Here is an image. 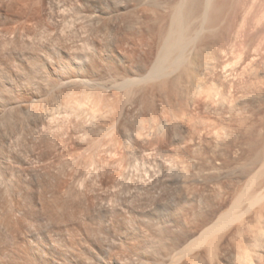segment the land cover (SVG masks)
Instances as JSON below:
<instances>
[{"label":"rangeland","instance_id":"1","mask_svg":"<svg viewBox=\"0 0 264 264\" xmlns=\"http://www.w3.org/2000/svg\"><path fill=\"white\" fill-rule=\"evenodd\" d=\"M181 1L0 0V264H160L244 188L264 192V0ZM175 36L198 72L114 84L146 75ZM263 205L217 234L214 262L239 264L246 245L244 264H264ZM199 248L176 264H210Z\"/></svg>","mask_w":264,"mask_h":264},{"label":"bare ground","instance_id":"2","mask_svg":"<svg viewBox=\"0 0 264 264\" xmlns=\"http://www.w3.org/2000/svg\"><path fill=\"white\" fill-rule=\"evenodd\" d=\"M139 1V0H138ZM142 1V0H141ZM181 0H179V2H180ZM182 1H184V0H182ZM182 1H181V3H182ZM208 1V0H207ZM207 1H206V3H207ZM190 2V1H189ZM188 2V3H189ZM194 2H196V0L194 1ZM198 2V1H197ZM202 2V1H201ZM200 2V4H202ZM211 2V1H210ZM178 3V2H177ZM205 3V2H204ZM165 4H167V3H165ZM176 4V3H175ZM185 4V3H184ZM195 4V3H194ZM196 5V4H195ZM202 5H205V4H202ZM207 5V4H206ZM172 6V5H171ZM189 6V5H188ZM191 6V5H190ZM198 6H199V2H198ZM175 7V6H174ZM178 7H183L182 6V4H181V6H179V3H178ZM177 7V10L178 9H181V8H178ZM185 7V6H184ZM205 7H207V9H208V6H205ZM99 8V7H98ZM173 8V7H172ZM189 8V7H188ZM191 9H192V7H190ZM166 9V8H165ZM184 10H185V8H183ZM190 9V10H191ZM197 9H199V7H197ZM200 9H202V8H200ZM204 9H206V8H204ZM182 10V9H181ZM188 11L187 9H186V11H188L189 13H191V11ZM193 10H194V8H193ZM192 10V11H193ZM176 11V10H175ZM205 11H207V10H205ZM205 11L203 12V13H201V14H203L204 16H205ZM173 12V11H172ZM185 11H183V12H181L180 11V14L181 13H184ZM199 12H201V11H199ZM199 12H198V14H199ZM174 13H176V12H174ZM174 13H173V15H174ZM178 13V12H177ZM177 13H176V15H177ZM186 13V12H185ZM189 13H186V15L187 14H189ZM194 13H196L197 14V12H195L194 11ZM171 14V13H170ZM193 14V13H192ZM183 15V14H182ZM200 15V14H199ZM175 16V15H174ZM189 16V15H188ZM187 16V17H188ZM190 16H191V14H190ZM202 16V15H201ZM204 16H202V17H204ZM90 17V16H89ZM94 17V16H93ZM92 17V18H93ZM181 17H183V16H181ZM186 17V16H185ZM202 17H200L199 16V18H202ZM95 18V17H94ZM93 18V19H94ZM178 18H179V16H178ZM197 18V17H196ZM205 18V17H204ZM37 19V18H36ZM172 19V18H171ZM175 19H177L176 18V16H175V18L173 17V20H172V22L175 20ZM186 19V21L188 20V19H190V18H185ZM184 19V17H183V23L185 24V22L186 21H184L185 20ZM192 19H194V18H192ZM191 19V20H192ZM196 20V19H195ZM89 21H90V19H89ZM92 21V20H91ZM177 21V20H176ZM17 22V21H16ZM65 22V21H64ZM194 22H196V21H194ZM68 23V22H67ZM171 23V22H170ZM177 23H179V21H177ZM176 22H174L173 23V25L174 24H177ZM193 23V22H192ZM179 24H181L182 25V21H181V23H179ZM180 25V26H181ZM186 25V24H185ZM188 25V24H187ZM187 25H186V27H187ZM197 25V24H196ZM172 26V25H171ZM178 24H177V26H174V27H178V28H176V31H177V29H179V27H180ZM20 27V26H19ZM173 27V26H172ZM183 27V26H182ZM182 27H180L181 28V30H182ZM170 28V27H169ZM16 28L14 27V30H15ZM24 29V28H23ZM175 29V28H174ZM184 29V28H183ZM196 29V28H195ZM12 30V29H11ZM170 30V29H169ZM180 30V29H179ZM178 30V31H179ZM185 30H186V28H185ZM192 31H193V29H191ZM197 30V29H196ZM199 30V29H198ZM197 30V32H200V31H198ZM203 29H201V33L203 32L202 31ZM6 31V30H5ZM8 31V30H7ZM6 31V32H7ZM172 31V30H171ZM177 31V32H178ZM10 32V31H9ZM8 32V33H9ZM173 32V31H172ZM194 32V31H193ZM196 32V31H195ZM181 33V35H182V32H180ZM183 33H184V31H183ZM188 33V32H187ZM187 33H184L185 35L184 36H186L187 35ZM192 33V32H191ZM13 34V33H12ZM16 34V33H15ZM15 34H13V35H15ZM173 34V33H172ZM193 34V33H192ZM169 35V34H168ZM175 35H176V32H175ZM180 35V34H179ZM181 35L179 36V37H181ZM190 35V33L187 35V36H189ZM197 35V34H196ZM195 34H194V36L196 37V38H198L197 36H196ZM183 36V37H184ZM13 37V36H12ZM179 37H177L176 38V36H175V40L173 39V41H176V46H177V44H178V42H179ZM192 37H193V35H192ZM169 37H167V39H168ZM172 38V37H171ZM174 38V37H173ZM185 38H186V40H189L190 41V43L192 42L190 39H191V36H190V38L189 39H187V37H184V39L183 38H180V39H182V40H180V41H184L185 40ZM200 38V37H199ZM185 40V41H186ZM166 41V40H165ZM164 41V42H165ZM168 42H166L165 44L167 45V48H165V50H164V47L162 48V47H160V49H163L162 51V53L160 52L161 50H159V54H158V56L156 55V63H155V65H154V67L153 68H151L148 72H147V74L146 75H142L141 77H137V78H131V76H130V79H123V81L121 82V83H117V82H113L116 86L118 85L119 87H120V90H122L121 88L122 87H124V86H134V85H137V84H139L140 85V83L142 82H146V84L148 83L147 82V80L148 79H150V78H157L158 79V77L160 78V80H161V78H162V75L164 76V74H166V73H175V72H177V70H178V67H180L181 65H183V67L185 68V69H187V71L190 69V72H191V70L192 69H195V71H197L196 70V66H198L197 64V60L193 57V50H192V46L189 48L188 46H186V47H182V46H180L179 47V44L181 45V43H179L178 44V47H176V49H174V48H172V46H171V44H172V42L171 41H169V40H167ZM184 41V42H185ZM194 41H195V38H194ZM199 41V40H198ZM171 42V43H170ZM196 42H197V39H196ZM175 43V42H174ZM186 43V42H185ZM194 43V42H193ZM192 44V43H191ZM172 45H174V44H172ZM188 45L190 46V44L188 43ZM175 46V45H174ZM158 47V46H157ZM194 47V46H193ZM152 50V49H151ZM156 50H157V48H156ZM155 52V51H154ZM157 52V51H156ZM200 53V52H199ZM196 55V54H195ZM194 55V56H195ZM149 56H151V55H149ZM88 57V56H87ZM90 57V56H89ZM47 58V57H46ZM90 58H92V57H90ZM33 59H34V57H33ZM74 59V58H73ZM35 60V59H34ZM46 60V59H45ZM91 60V59H90ZM196 60V61H195ZM36 61V60H35ZM38 61H39V59H38ZM50 61V60H49ZM170 61V62H169ZM52 62V61H51ZM50 62V63H51ZM91 62V61H90ZM167 62H169L170 64H168ZM80 63V62H79ZM83 63V62H82ZM147 63V62H146ZM166 63H167V65H166ZM38 64V63H37ZM86 64V63H85ZM88 64H90V63H88ZM80 65V64H79ZM96 65V64H95ZM46 66V65H45ZM98 66V65H97ZM103 66V65H102ZM32 67V66H31ZM34 67H37V66H34ZM43 67V66H42ZM58 67V66H57ZM182 67V66H181ZM180 67V68H181ZM80 68V67H79ZM31 69V68H30ZM101 69V68H100ZM99 69V70H100ZM102 69H104V68H102ZM182 69V68H181ZM213 69V68H212ZM224 69V68H223ZM37 70H39V69H37ZM48 70V69H47ZM87 70V69H86ZM98 70V71H99ZM184 69H182V71H183ZM66 71V70H65ZM103 71V70H102ZM193 71V70H192ZM110 72V71H109ZM179 72H180V70H179ZM198 72V71H197ZM212 72H213V70H212ZM48 73V72H47ZM72 73V72H71ZM81 73V72H80ZM128 73V72H127ZM182 73V72H181ZM180 73V74H181ZM189 73V72H188ZM109 74V73H108ZM112 74V73H111ZM194 75V73L192 72V73H190V74H188L190 77H188V78H192L193 77V75ZM209 74H211V72H209ZM209 74H208V76H209ZM118 75V74H117ZM120 75V74H119ZM176 75V74H175ZM191 75H192V77H191ZM196 75V74H195ZM65 76V75H64ZM110 76V75H109ZM161 76V77H160ZM166 76H167V74H166ZM186 76V75H185ZM33 77V76H32ZM119 77V76H118ZM118 77H117V79H118ZM171 77V76H170ZM98 78V77H97ZM120 78V77H119ZM187 78V77H186ZM33 79V78H32ZM41 79V78H40ZM67 81H71L72 83H73V81H74V85H77V84H79L80 83V85L82 84H88L89 83V81H87L86 79H73V78H71V77H66L65 78ZM65 79H63V80H65ZM193 79V78H192ZM192 79H187L186 81H181V80H177V82H178V84H177V82H176V84L179 86V87H181V86H183L184 85V83L187 85V87H189V86H192V84H193V82H195L196 80H194V81H192ZM202 79V78H201ZM108 80V79H107ZM110 80V79H109ZM183 80H185V79H183ZM26 81V80H25ZM35 81V80H34ZM152 81V80H151ZM151 81H149V82H151ZM164 81V80H163ZM201 81V80H200ZM204 81H206V79L204 80ZM37 82V81H36ZM45 82V81H44ZM56 82V81H55ZM61 82V81H60ZM90 82H94V81H90ZM110 82H111V80H110ZM162 82V81H161ZM184 82V83H183ZM202 82V81H201ZM26 83V82H25ZM59 83V82H58ZM69 84H70V82H68ZM77 83V84H76ZM97 83V85H95V86H99L100 88H102L103 90H104V88H107L106 87V85H105V83H99V82H95L94 84H96ZM153 83H154V81H153ZM196 83H197V81H196ZM195 83V85H197ZM208 83V82H207ZM220 83V82H219ZM2 84V83H1ZM23 84V83H22ZM21 84V85H22ZM28 84V83H27ZM38 84V83H37ZM50 84V83H49ZM68 84V85H69ZM93 84V85H94ZM107 84V83H106ZM114 84L113 85H111V86H114ZM145 84V83H144ZM151 84V83H150ZM175 84V83H174ZM46 85V84H45ZM48 85V84H47ZM81 85V86H82ZM89 85H91V84H89ZM103 85H105V87L103 88V86L101 87V86ZM149 85V84H148ZM167 85V84H166ZM185 85V86H186ZM199 85V84H198ZM205 85V84H204ZM50 85H48V87H49ZM144 86V85H143ZM147 86V85H146ZM146 86H144L143 88H144V90H146L147 91V89H145V87ZM169 86V85H168ZM80 87V86H79ZM99 87H98V89H99ZM134 87H139V86H134ZM202 87V86H201ZM223 87V86H222ZM117 88V87H116ZM126 88V87H125ZM151 88H152V86H151ZM150 87L148 88V89H151ZM154 88V87H153ZM197 88V87H196ZM203 88H205V87H203ZM49 89V88H48ZM47 89V90H48ZM83 89V88H82ZM112 89V88H111ZM139 89V88H138ZM141 89V88H140ZM162 89V88H161ZM187 89V88H186ZM185 89V90H186ZM206 89V88H205ZM2 90H4V89H2ZM86 90V89H85ZM90 90V89H89ZM89 90H87V91H89ZM113 90V89H112ZM111 90V91H112ZM119 90V89H118ZM132 90V89H131ZM177 90V89H176ZM179 90V89H178ZM191 90H193V87H192V89ZM195 90V89H194ZM199 90V89H198ZM60 91V90H59ZM83 91H84V89H83ZM105 91V90H104ZM143 91V90H142ZM153 91V90H152ZM160 91V90H159ZM163 90H161V93H162V95H163V92H162ZM180 91V90H179ZM200 91H202V90H200ZM200 91H198V92H200ZM6 92V91H5ZM47 92V91H46ZM93 92V91H92ZM108 92V91H107ZM117 92V91H116ZM122 92H124V91H122ZM127 92H129V91H127ZM140 92V91H139ZM144 92V91H143ZM157 92V91H156ZM186 92V91H185ZM67 93V92H66ZM88 93V92H87ZM109 93V92H108ZM130 93V92H129ZM129 93H126V97H127V95L129 94ZM134 93V92H133ZM148 93V92H147ZM150 93H152V92H150ZM188 93V92H187ZM190 93V92H189ZM195 93V92H194ZM91 94V93H90ZM113 94V93H112ZM123 94H125V93H123ZM135 94V93H134ZM160 94V93H159ZM165 94V93H164ZM178 94V93H177ZM180 94V93H179ZM199 94V93H198ZM61 95H62V93H61ZM61 95H60V97H61ZM64 95V94H63ZM111 95V94H110ZM144 95V94H143ZM152 95V94H151ZM175 95V94H174ZM173 95V96H174ZM34 96V95H33ZM51 96V95H50ZM59 96V95H58ZM85 96V95H84ZM148 96V95H147ZM179 96V95H178ZM185 96H187L186 94H185ZM190 96V95H189ZM188 96V97H189ZM1 97V96H0ZM140 97V96H139ZM150 97V96H149ZM154 97V96H153ZM191 97V96H190ZM53 98V97H52ZM97 98H98V96H97ZM103 98V97H102ZM145 98V97H144ZM174 98H175V96H174ZM177 98V97H176ZM197 98H198V96H197ZM49 99V98H48ZM51 99V98H50ZM111 99V98H110ZM125 99H127V98H125ZM149 99V98H148ZM147 99V100H148ZM154 99V98H153ZM166 97H165V101H166ZM171 99V98H170ZM178 99V98H177ZM3 100V99H2ZM6 100V99H5ZM10 100V99H9ZM104 100V99H103ZM112 100V99H111ZM128 100V99H127ZM145 100H146V98H145ZM150 100V99H149ZM156 100V99H155ZM169 100V99H168ZM195 100V99H194ZM197 100V99H196ZM201 100V99H200ZM199 100V101H200ZM4 101V100H3ZM13 101V100H12ZM46 102H47V100H45ZM129 101H131V100H129ZM157 101V100H156ZM164 101V100H163ZM164 101V102H165ZM170 101V100H169ZM205 101V100H204ZM7 102V101H6ZM20 102V101H19ZM22 102V101H21ZM26 102V101H25ZM46 102H44L45 104H46ZM53 102V101H52ZM108 102V101H107ZM118 102V101H117ZM134 102H136V101H134ZM147 102H149V101H147ZM153 102V101H152ZM192 102V101H191ZM2 103V102H1ZM8 103V102H7ZM34 103V102H33ZM43 103V104H44ZM112 103V102H111ZM115 103H116V100H115ZM121 103V102H120ZM131 103V102H130ZM150 103V102H149ZM178 103V102H177ZM194 103V102H193ZM44 104V105H45ZM108 104V103H107ZM123 104V103H122ZM127 104H129V103H127ZM142 104V103H141ZM169 104V103H168ZM207 104V103H206ZM109 105H110V103H109ZM111 105H114V104H111ZM121 105V104H120ZM132 105H134V104H132ZM162 105V104H161ZM166 105V104H165ZM181 105V104H180ZM185 105V104H184ZM193 105V104H192ZM205 105V104H204ZM96 106V105H95ZM127 106V105H126ZM153 106V105H152ZM187 106V105H186ZM203 106V105H202ZM23 107H25V106H23ZM32 107V106H31ZM30 107V108H31ZM43 107V106H42ZM134 107V106H133ZM142 107V106H141ZM140 107V108H141ZM155 107V106H154ZM162 107V106H161ZM160 107V108H161ZM169 107V106H168ZM179 108H180V106H178ZM190 107V106H189ZM188 107V108H189ZM192 107V106H191ZM207 107V106H206ZM10 108V107H9ZM16 108V107H15ZM14 108V109H15ZM27 108V107H26ZM30 108H27L28 110L30 109ZM96 108V107H95ZM99 108V107H98ZM143 108V107H142ZM177 108V107H176ZM3 109V108H2ZM19 109V108H18ZM23 109V108H22ZM112 109V108H111ZM117 109V108H116ZM122 109V108H121ZM132 109V108H131ZM157 109V108H156ZM172 109V108H171ZM184 109V108H183ZM53 110V108L51 107V106H46V108L45 109H43L42 111H38V113L36 112L35 113V111H36V109H35V111H34V113H33V115H32V113L31 112H29V114H30V117H31V115H32V117H33V119L35 120V121H37L38 119H41L40 118V116H41V114H50V112ZM99 110V109H98ZM114 110V109H113ZM135 110H136V107H135ZM182 110V109H181ZM187 109H185V111H186ZM193 109H191L190 111H192ZM22 111V110H21ZM127 111V110H126ZM138 111V110H137ZM154 111H155V109H154ZM167 111V110H166ZM193 111H195V110H193ZM52 112H54V111H52ZM94 112H96V110L94 111ZM122 112V111H121ZM132 112V111H131ZM156 112V111H155ZM173 112H176V110L175 111H173ZM187 112H189V111H187ZM119 113V112H118ZM124 113V112H123ZM28 114V113H27ZM122 114V113H121ZM136 114V113H135ZM162 114V113H161ZM180 114V113H179ZM178 114V115H179ZM190 114V113H189ZM141 115V114H140ZM174 115V114H173ZM182 115V114H181ZM183 115H185V114H183ZM188 115V114H187ZM191 115V114H190ZM27 116V115H26ZM47 116V115H46ZM52 116V115H51ZM137 116V115H136ZM30 117H28V118H30ZM43 118H45V116H42ZM127 117V116H126ZM128 117H130V116H128ZM142 117V116H141ZM174 117H176V116H174ZM179 117V116H178ZM139 118H140V116H139ZM162 118V117H161ZM165 118V117H164ZM168 118V117H167ZM172 118V117H171ZM186 118V116L184 117V119ZM192 118V117H191ZM131 119V118H130ZM152 119V118H151ZM176 119H177V117H176ZM176 119H174V120H176ZM180 119V118H179ZM183 119V120H184ZM25 120V119H24ZM28 120V119H27ZM42 120V119H41ZM128 120V119H127ZM135 120V119H134ZM138 120V119H137ZM136 120V121H137ZM182 120V119H181ZM191 120V119H190ZM135 121V122H136ZM140 121V120H139ZM153 121H155V120H153ZM158 121H160V119H158ZM157 121V122H158ZM188 121V120H187ZM30 122V121H29ZM34 122V121H33ZM120 122H122V121H120ZM179 122V121H178ZM190 122V121H189ZM192 122V121H191ZM27 123V122H26ZM35 123V122H34ZM161 123V122H160ZM167 123V122H166ZM175 123V122H174ZM177 123V122H176ZM175 123V124H176ZM30 124V123H29ZM127 123H125V126H127L126 125ZM168 124V123H167ZM172 124V123H171ZM174 124V125H175ZM19 125V124H18ZM119 125V124H118ZM123 125V124H122ZM137 125V124H136ZM139 125V124H138ZM173 125V126H174ZM222 126V125H221ZM116 127V126H115ZM120 128V127H119ZM125 128V127H124ZM133 128H134V126H133ZM159 128V127H158ZM122 129V128H121ZM144 128L142 127V130H143ZM162 129V128H161ZM118 130V129H117ZM123 130H126V129H123ZM138 130V129H137ZM225 130V129H224ZM130 131V130H129ZM128 131V132H129ZM141 131V130H140ZM158 131V130H157ZM165 131V130H164ZM163 131V132H164ZM5 132V131H4ZM120 132V131H119ZM2 133V132H1ZM125 133H126V131H125ZM124 133V134H125ZM138 133V132H137ZM151 133V132H150ZM160 133V132H159ZM226 133V132H225ZM229 133V132H228ZM118 134H120V133H118ZM139 134H141V133H139ZM139 134H137V135H139ZM143 134H145V133H143ZM127 135V134H126ZM136 135V134H135ZM117 136V135H116ZM123 136V135H122ZM128 137L130 136L129 135V133H128V135H127ZM132 136V135H131ZM140 136V135H139ZM147 136V135H146ZM145 136V137H146ZM152 136V135H151ZM7 137V136H6ZM5 137V138H6ZM137 137V136H136ZM142 137H144V136H142ZM120 138V137H119ZM140 138H141V136H140ZM122 139V138H121ZM130 139V138H129ZM137 139V138H136ZM142 139V138H141ZM145 140V139H144ZM142 141V140H141ZM117 143V142H116ZM119 143V142H118ZM241 143V142H240ZM121 145V144H120ZM252 145V144H251ZM127 146V145H126ZM130 146V145H129ZM239 146H241V145H239ZM250 146V145H249ZM253 147H254V145H252ZM263 151V150H262ZM261 151V152H262ZM250 152V151H249ZM260 152V151H259ZM258 152V153H259ZM263 153V152H262ZM258 156V155H257ZM256 156V157H257ZM262 156V155H261ZM260 156V157H261ZM248 159V158H247ZM258 159V158H257ZM1 160V159H0ZM251 160V159H250ZM255 160V159H254ZM259 160V159H258ZM1 162V161H0ZM5 178V177H4ZM7 180V179H6ZM5 180V181H6ZM3 181V180H2ZM1 182V181H0ZM8 183H9V181H7ZM2 183V182H1ZM5 183V182H4ZM2 185H4V184H2ZM10 185V184H9ZM9 185H8V187H9ZM6 186V185H5ZM15 187V186H14ZM13 187V188H14ZM11 188H12V186H11ZM248 188V187H247ZM6 189V188H5ZM10 189V188H9ZM7 190V189H6ZM246 190V188H244V191H242V193H239V195L238 196H235L236 198L233 200V202L231 203V206L229 207V205H228V209L227 210H225V211H223V212H221L219 215H215L210 221H208L207 220V222H209L207 225H204V224H202V225H204V226H202V228H200L198 231H195L194 233H192V235L191 236H189L186 240H185V242H189L187 245H185L183 248H181L180 250H178V251H176V253H173L171 256L169 255L168 257H166V258H164L162 261H161V263L160 264H176L180 259H182V258H184L185 256H190V255H192V253H194L196 250H198L197 248H199V250L201 249V247L202 246H207V254H208V258H209V260H210V264H219V262H214L215 260H213V258L216 256L215 255V253L218 251L217 250V248L215 247L219 242H220V237L219 236H217V234H219V233H221V231L223 232V230L225 231V228H228L229 226H231L232 224H234L236 221L238 222L239 220H241L242 218H244V217H246L245 215H247L255 206H258V205H260V204H264L263 202H264V192H261V193H256L255 194V192H254V194H252L253 192H251L250 190H249V188H248V190L251 192V193H247V190ZM8 192H9V190H7ZM11 191V190H10ZM248 191V192H249ZM1 193V192H0ZM13 193H11L10 194V192H9V195H12ZM4 195H7V193H5ZM15 195V194H14ZM24 196V195H23ZM10 197V196H9ZM13 197V196H12ZM16 199V198H15ZM12 200V199H11ZM18 201V200H17ZM14 202V201H13ZM13 202H11V203H13ZM8 203V202H7ZM19 203V202H18ZM225 204V203H224ZM230 204V203H229ZM7 205V204H6ZM11 205V204H10ZM64 205V204H63ZM61 203H60V201L58 202V201H56V203L54 204V206L55 207H57V206H63ZM9 206V205H8ZM14 206H16V205H14ZM18 206H19V204H18ZM262 206V205H261ZM261 206H258L257 208H259V207H261ZM13 206L11 205V207L10 208H12ZM64 207V206H63ZM8 208V207H7ZM16 208V207H15ZM19 208V207H18ZM223 208V207H222ZM256 208V207H255ZM14 208H12V210H13ZM20 209V208H19ZM219 209V208H218ZM262 209V211L264 212V205H263V207L261 208ZM9 210V209H8ZM11 210V209H10ZM15 210V209H14ZM13 210V211H14ZM16 211V210H15ZM19 211V210H18ZM24 211V210H23ZM221 211V210H220ZM248 212V213H247ZM247 213V214H246ZM13 214V213H12ZM24 214V213H23ZM258 214H260V213H258ZM257 214V216H260L261 217V215H258ZM250 215L252 216V214L250 213ZM253 215H255V214H253ZM250 216V217H251ZM256 216V219L258 218ZM263 216V215H262ZM211 218V217H210ZM253 218V217H252ZM254 218H255V216H254ZM24 219L26 220V221H28V222H34L35 221V219L33 218V217H27V218H25L24 217ZM23 219V220H24ZM246 219V218H245ZM248 219V218H247ZM251 219V218H250ZM261 219V218H260ZM253 220V219H252ZM264 220V219H263ZM248 221H249V219H248ZM27 222V223H28ZM246 222V221H245ZM29 223V224H30ZM35 223V222H34ZM238 223H240V222H238ZM242 223V222H241ZM251 223H252V221H251ZM36 224V223H35ZM237 224V223H236ZM199 226H201V225H199ZM238 226V225H237ZM234 227V226H233ZM236 227V226H235ZM232 229V228H231ZM230 229V230H231ZM241 229H242V225H241ZM228 230V229H227ZM235 230V229H234ZM264 230V229H263ZM237 231H238V229H237ZM241 231V230H240ZM230 232V231H229ZM228 233V232H227ZM238 233V232H237ZM236 233V234H237ZM242 233V232H241ZM219 235H221V234H219ZM224 235V234H223ZM257 235V236H256ZM255 235V239L253 238V240H255V243L253 242V244H258V246L259 245H261V246H263L262 244H263V242H264V231L262 232H259L258 234H256ZM187 236V235H186ZM231 236V235H230ZM237 237L239 236V235H236ZM243 236V235H242ZM225 237V236H224ZM226 239V238H225ZM238 239V238H237ZM236 239V240H237ZM240 239V238H239ZM244 239V238H243ZM235 240V241H236ZM249 240V239H248ZM244 241V240H243ZM247 241V240H246ZM242 242V241H241ZM245 242V241H244ZM163 243V242H162ZM223 244V243H222ZM242 244V243H241ZM243 244H245V243H243ZM252 243H250V245H251ZM179 245V244H178ZM219 245V244H218ZM217 245V246H218ZM234 245H236L235 243H234ZM163 246V245H162ZM238 246H240V245H238ZM246 245H244L243 246V249L242 248H240V247H238L239 249L237 250V256L236 257H238V262H239V264L240 263H245L246 261H248L249 260V257H250V252L251 251H248V249L250 248L249 246V248L247 247H245ZM178 247V246H177ZM219 247V246H218ZM214 248H216V249H214ZM263 248V247H262ZM262 248H260V249H262ZM172 249V248H171ZM204 249V248H203ZM219 249V248H218ZM236 249V248H235ZM264 249V248H263ZM137 250V249H136ZM147 250V249H146ZM148 250H149V248H148ZM158 250V249H157ZM165 251H166V249H164ZM213 250H215V252H213ZM222 250V249H221ZM250 250V249H249ZM168 251V250H167ZM224 251V250H223ZM140 252V251H139ZM149 252V251H148ZM157 252V251H156ZM160 252V251H159ZM170 252V251H169ZM206 252V251H205ZM254 252V251H253ZM161 253V252H160ZM63 254V253H62ZM65 254V253H64ZM144 254V253H143ZM147 254V253H146ZM198 254V253H197ZM217 254V253H216ZM220 254V253H219ZM151 255V254H150ZM195 255V254H194ZM213 255H215L214 257H213ZM252 255V254H251ZM257 255V254H256ZM136 256V255H135ZM156 256V255H155ZM165 256V255H164ZM167 256V255H166ZM219 256V255H218ZM192 257V256H191ZM198 257V256H197ZM197 257H194L193 258V260H197L198 258ZM217 257V256H216ZM235 257V256H234ZM63 258V257H62ZM67 258V257H66ZM149 258V257H148ZM154 258V257H153ZM157 258V257H156ZM189 258V257H188ZM219 258V257H218ZM251 258V257H250ZM253 258V257H252ZM192 259V258H191ZM237 259V258H236ZM255 259V258H254ZM66 260V259H65ZM132 260V259H131ZM134 260H135V258H134ZM141 260V259H140ZM145 260V259H144ZM207 260V259H206ZM251 260V259H250ZM253 260V259H252ZM67 261V260H66ZM88 261V260H87ZM92 261H94V260H92ZM146 261V260H145ZM145 261H144V264H145ZM200 261V260H199ZM208 261V260H207ZM90 262V261H89ZM116 262V261H115ZM133 262V261H132ZM139 262V261H138ZM149 262V261H148ZM147 262V263H148ZM64 263V262H63ZM91 263V262H90ZM146 263V264H147ZM194 263V262H193ZM198 263V262H197ZM196 263V264H197ZM208 263V262H207ZM249 263V262H248ZM252 263V262H251ZM94 264V263H93ZM96 264V263H95ZM99 264V263H98ZM104 264H106V263H104ZM117 264V263H116ZM123 264V263H122ZM140 264V263H139ZM143 264V263H142ZM150 264V263H149ZM156 264V263H155ZM190 264H192V262H190ZM221 264V263H220Z\"/></svg>","mask_w":264,"mask_h":264}]
</instances>
